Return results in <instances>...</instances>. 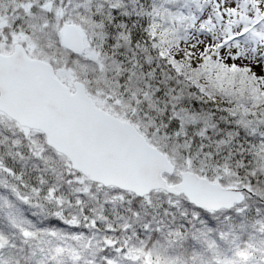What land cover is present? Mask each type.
Returning <instances> with one entry per match:
<instances>
[{
	"label": "snow or ice",
	"instance_id": "6c2138e0",
	"mask_svg": "<svg viewBox=\"0 0 264 264\" xmlns=\"http://www.w3.org/2000/svg\"><path fill=\"white\" fill-rule=\"evenodd\" d=\"M0 264H264V0H0Z\"/></svg>",
	"mask_w": 264,
	"mask_h": 264
},
{
	"label": "rangeland",
	"instance_id": "374dc122",
	"mask_svg": "<svg viewBox=\"0 0 264 264\" xmlns=\"http://www.w3.org/2000/svg\"><path fill=\"white\" fill-rule=\"evenodd\" d=\"M257 71H259V69H257Z\"/></svg>",
	"mask_w": 264,
	"mask_h": 264
}]
</instances>
